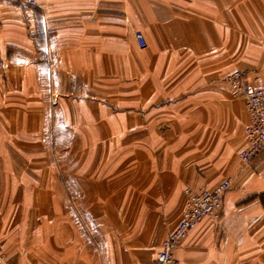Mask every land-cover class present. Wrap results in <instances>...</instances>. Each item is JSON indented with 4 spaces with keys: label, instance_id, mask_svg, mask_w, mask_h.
I'll use <instances>...</instances> for the list:
<instances>
[{
    "label": "crops",
    "instance_id": "1",
    "mask_svg": "<svg viewBox=\"0 0 264 264\" xmlns=\"http://www.w3.org/2000/svg\"><path fill=\"white\" fill-rule=\"evenodd\" d=\"M236 70L264 84V0H0L7 264H151L184 189L227 178L221 220L174 254L264 264V149L239 159Z\"/></svg>",
    "mask_w": 264,
    "mask_h": 264
},
{
    "label": "built area",
    "instance_id": "2",
    "mask_svg": "<svg viewBox=\"0 0 264 264\" xmlns=\"http://www.w3.org/2000/svg\"><path fill=\"white\" fill-rule=\"evenodd\" d=\"M23 6H36V0H15ZM141 46H145L144 34L136 32ZM225 80L234 88V95L242 98L248 113V123L245 127L247 147L239 152V159L244 165H250L264 149V84L261 76L249 83L247 76L239 70L228 74ZM231 179L227 178L214 188L205 187L184 189V203L181 216L175 226L164 237L161 249L151 264H180L174 249L181 245L189 232L204 218H212L219 222L223 216L225 195L231 187ZM0 264H7L6 253L0 246Z\"/></svg>",
    "mask_w": 264,
    "mask_h": 264
}]
</instances>
